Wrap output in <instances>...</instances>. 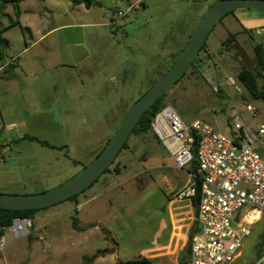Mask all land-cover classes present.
Returning a JSON list of instances; mask_svg holds the SVG:
<instances>
[{
  "label": "rangeland",
  "instance_id": "rangeland-1",
  "mask_svg": "<svg viewBox=\"0 0 264 264\" xmlns=\"http://www.w3.org/2000/svg\"><path fill=\"white\" fill-rule=\"evenodd\" d=\"M217 1L100 0L88 9L70 0H24L18 17L7 4L3 27L12 18L27 30L17 25L3 33L8 58L0 62V193L47 192L88 167ZM244 12L215 25L197 62L163 97L161 106H171L184 123L200 120L229 134L234 109L245 120L247 101L261 106L238 79L240 70L259 68L242 49L252 33L235 20ZM56 26L63 27L39 40ZM257 31L255 38L264 42ZM236 32V42L223 48ZM258 147L264 151L262 143ZM185 175L151 132L132 134L110 171L89 189L38 211L24 238L13 240L6 230L0 264H183L190 223L176 195L187 184ZM244 244L234 264L264 254V221L253 225Z\"/></svg>",
  "mask_w": 264,
  "mask_h": 264
},
{
  "label": "built area",
  "instance_id": "built-area-1",
  "mask_svg": "<svg viewBox=\"0 0 264 264\" xmlns=\"http://www.w3.org/2000/svg\"><path fill=\"white\" fill-rule=\"evenodd\" d=\"M122 15V11L117 12L118 17ZM256 34H264V27ZM246 109L255 112L251 104ZM232 116L233 136L200 120L186 124L171 106L164 107L151 121V130L174 167L189 177V184L178 191L176 198H198L200 231L192 238L189 264H234L252 233L249 223L237 220L239 212L248 208L264 213V158L258 149L259 143L264 145V124L253 128L238 111ZM3 229L0 225V252L6 246L5 231L13 240L24 238L32 229V220L16 218ZM254 264H264V255Z\"/></svg>",
  "mask_w": 264,
  "mask_h": 264
},
{
  "label": "water",
  "instance_id": "water-1",
  "mask_svg": "<svg viewBox=\"0 0 264 264\" xmlns=\"http://www.w3.org/2000/svg\"><path fill=\"white\" fill-rule=\"evenodd\" d=\"M254 9L264 13V0H219L204 16L193 35L189 39L179 58L170 69L132 106L124 117L114 136L93 162L69 182L53 190L38 194H2L0 208L13 210H30L52 206L65 201L72 195L82 192L91 186L108 169L121 152L124 144L131 136L135 126L159 98L174 86L177 79L185 74L207 41L211 30L218 20L231 11ZM233 136V132H230ZM197 147L195 136L194 151ZM197 163H195V166Z\"/></svg>",
  "mask_w": 264,
  "mask_h": 264
},
{
  "label": "trees",
  "instance_id": "trees-1",
  "mask_svg": "<svg viewBox=\"0 0 264 264\" xmlns=\"http://www.w3.org/2000/svg\"><path fill=\"white\" fill-rule=\"evenodd\" d=\"M22 1H24V0H0V17H7L8 16L5 12H3L4 8H5V6L7 4H11L14 7L15 15L18 17L19 14H20V6L19 5H20V3ZM70 1H71V3L74 6L84 5L88 9H90L91 7H94V6H100L101 5L100 0H70ZM212 7H213V5L210 7L209 11L211 10ZM232 12L233 11H231V12H229L227 14H230ZM226 15L222 16L218 20V22H220ZM203 18L204 17H202V19ZM17 25L21 26L20 22L18 20L14 21L12 18H10L9 24L6 27H3L2 23L0 22V62H6V59L8 58V56H7L8 41L3 37V33L5 31H7L9 28L17 26ZM21 28L23 30H27V28H23V26H21ZM192 35L193 34H191V36ZM248 35H249V37L251 39H253V35H252L251 32H248ZM191 36L189 37V39L191 38ZM236 36H237V34H230L228 36L227 40L223 43V46H226L227 44H230L232 42H236ZM206 42L203 45V47L200 50V52L205 49ZM254 48H255V52L257 54V61H258V64H259L258 70L254 71V70H250V69H242L238 73V79L242 83V85L246 88V90L250 93V95L252 96V98L254 100H258V101L264 102V86L259 85V79L263 77V72H264V45L262 43L255 44ZM182 51L179 53L178 58L181 55ZM200 52L196 55V57H195V59H194L192 64H195L197 62ZM175 61L173 62V64L175 63ZM181 78H182V76L177 79V82ZM165 94L161 98H159L154 104H152L149 107V109L145 112V114L142 116V118L139 120V122L135 126L132 134H142V133L144 134V133H147V132H151L153 134V132L151 130V121L153 120L154 116L159 111H161L164 108L163 106H161V101H162L163 97L165 96ZM23 139H29L31 141H37L38 143H40L42 146H45V147L56 148V146L48 143L47 141L39 140V139H37L36 137H33V136H24ZM127 142H128V140L126 141V143L124 144L122 149L126 148ZM59 149H61V147H59ZM193 153H195L194 150H193ZM109 171H110V167L108 169H106L103 174H106ZM116 171H118L117 168H116ZM193 171L194 172L197 171V169L194 166H193ZM97 181H98V179L95 182H97ZM91 186L87 187L86 189H84L80 193H76V194L72 195L71 197H69L65 201L74 200L76 197H78L81 193L85 192ZM62 202H64V201L58 202L56 204H59V203H62ZM56 204H54V205H56ZM197 204H198V198H195L194 199V205L197 207ZM48 207H50V206H48ZM48 207H43V208H38V209H30V210H13V209L0 208V225L4 228L3 232H4L5 229L9 228L12 225L14 219H16V218H24L25 217V218H30L31 220H34L35 215H36V213L38 211L46 209ZM73 220H74L73 223H74L75 228H78V226H77V222H78L77 218L74 217ZM193 236H194V234H192L190 236V241L188 243V246H187V248L185 250V253L181 257V262L183 264H189L190 253H191V242H192ZM139 264H152V263L150 261L143 260Z\"/></svg>",
  "mask_w": 264,
  "mask_h": 264
},
{
  "label": "crops",
  "instance_id": "crops-1",
  "mask_svg": "<svg viewBox=\"0 0 264 264\" xmlns=\"http://www.w3.org/2000/svg\"><path fill=\"white\" fill-rule=\"evenodd\" d=\"M241 12H243V11H247V12H244L245 14H241V15H238V16H235L234 18H235V20L237 21V23L239 22V24H240V22L247 28V29H249V30H251L252 31V35H253V39H251V40H248L247 42H246V45H245V47L243 48L242 47V49H243V51H245L247 54H248V56H249V58L250 59H252V60H254L255 58L257 59V54H256V52H255V48H254V45L255 44H259V43H262L263 45H264V42L263 41H261V40H257L256 38H255V35H254V32H255V30H260L262 27H264V13H262V12H260V11H257V10H254V9H242V10H240ZM63 26H56V27H54V28H52L51 30H49L45 35H43L42 37H40V39L39 40H42L47 34H50L51 32H53V31H55V30H59V29H61ZM240 27V26H239ZM243 26H241L240 28H239V30H243V28H242ZM57 32V31H56ZM240 32V31H239ZM235 34H237V32L235 33ZM256 34V33H255ZM228 38V37H227ZM226 38V39H227ZM44 40V39H43ZM42 40V41H43ZM225 46H223V48H224ZM27 48H29V47H26V49ZM210 51V50H209ZM209 51L207 52V54H209L210 55V53H209ZM212 57V56H211ZM239 60H240V58H239ZM2 72V67H0V73ZM3 81L4 82H6V83H10L11 81H12V77H10V76H8V75H6L5 76V78L3 79ZM104 89H103V87L101 88V91H103ZM227 95V94H226ZM257 102H258V100H257ZM260 103H261V106H258V107H255V106H253V104L250 102V101H247V104H246V106L248 105V104H251L254 108H255V112L253 113V112H250V111H248L247 109H246V111L249 113L248 115L250 116V117H244V122L245 123H247V124H249L251 127H253V128H257L259 125H261V124H264V102H262V101H259ZM234 111H238V113H239V115H243L244 114V112L242 111V114H241V111H239V109H234ZM245 115V114H244ZM231 128L232 127H230V132H231ZM229 132V133H230ZM21 139V138H20ZM263 148L262 147H260V152H261V154H262V157L264 158V151L262 150ZM196 167V166H195ZM184 172V171H183ZM185 173V172H184ZM185 180L187 181V184L184 186V187H186L188 184H189V177H188V175H187V173H186V175H185ZM183 187V188H184ZM182 188V189H183ZM178 193V192H177ZM185 204H186V209H187V214H188V216H189V219L187 220V222H189L190 223V233H189V237H188V243H189V241H190V236L192 235V234H196L197 232H199L200 231V224H199V222H198V220H197V207L194 205V200H192V201H185ZM256 214H255V213ZM262 215H263V213L262 212H259V211H252V210H250V209H248L247 208V210H245V211H241V212H239V214H238V218H237V220L239 221V222H244V223H249L250 224V227H251V230H252V227H253V225H255L256 223H260L261 221H264V220H262L263 219V217H262ZM258 217V218H257ZM250 218H254V220L253 219H250ZM195 221V222H194ZM194 223H197V226H196V228H194ZM196 225V224H195ZM251 235H252V233H251ZM251 235L249 236V237H251ZM248 237V238H249ZM248 238H246V240H245V242L248 240ZM244 242V243H245ZM187 246H188V244H187ZM187 246H186V248H187ZM244 246H245V244H244ZM244 246H243V248H242V250H241V252H240V254H239V257H241V255L244 253V251H243V249L245 250V248H244ZM186 248H185V250H186ZM185 250H184V252H183V254L185 253ZM254 250V249H253ZM248 253L250 252V251H247ZM251 252L253 253V251L251 250ZM250 252V253H251ZM182 254V255H183ZM182 255H181V257H182ZM264 254H262L261 256H259L258 255V253L257 252H255L254 253V255H251L250 256V259H249V263L250 264H254L256 261H258L262 256H263ZM189 263H190V261H189Z\"/></svg>",
  "mask_w": 264,
  "mask_h": 264
},
{
  "label": "bare ground",
  "instance_id": "bare-ground-1",
  "mask_svg": "<svg viewBox=\"0 0 264 264\" xmlns=\"http://www.w3.org/2000/svg\"><path fill=\"white\" fill-rule=\"evenodd\" d=\"M255 213V212H254ZM256 214V213H255ZM258 218V217H257ZM250 219H253L254 220V218H250Z\"/></svg>",
  "mask_w": 264,
  "mask_h": 264
}]
</instances>
